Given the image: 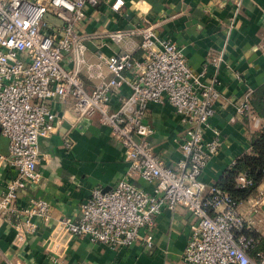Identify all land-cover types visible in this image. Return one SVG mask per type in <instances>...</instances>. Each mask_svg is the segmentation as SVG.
<instances>
[{"label": "built area", "instance_id": "obj_1", "mask_svg": "<svg viewBox=\"0 0 264 264\" xmlns=\"http://www.w3.org/2000/svg\"><path fill=\"white\" fill-rule=\"evenodd\" d=\"M96 2L0 0V128L8 139V152H0V160L16 171L0 196V211L12 209L18 190L27 182L38 181L36 165L42 158L38 136L49 131L56 116L49 101L70 96L78 117L100 113L101 121L121 142L131 170L154 187L146 191L126 177L106 190L94 187L81 203L77 220H60L64 232L87 235L111 248L137 240L149 248L154 216L165 206L182 205L196 222L178 264H264V247L258 248L260 238L246 232L254 229L238 203L216 183L207 185L201 179L221 143L216 128L204 136L219 95L216 78L202 81V73L189 66L181 48L156 35L151 26L100 34L123 47L112 54L98 51L96 60H89L87 40L98 34L78 31L75 24L84 17L85 5ZM122 3L114 0L111 6L117 9ZM48 15L59 22H50ZM135 34L140 36L139 56H134L135 46L125 42ZM82 68L88 79H96L90 89L84 84ZM122 85L128 92L111 110V97ZM163 99L183 125L178 170L155 154L149 141L153 128L144 121L149 105ZM239 110L259 125L260 119L249 114L248 98ZM235 182L244 187L251 179L240 172ZM32 202L15 224L18 237L35 228L33 215L47 214L45 200ZM52 261L66 264L59 258Z\"/></svg>", "mask_w": 264, "mask_h": 264}, {"label": "crops", "instance_id": "obj_2", "mask_svg": "<svg viewBox=\"0 0 264 264\" xmlns=\"http://www.w3.org/2000/svg\"><path fill=\"white\" fill-rule=\"evenodd\" d=\"M113 2L97 0L93 5L86 4L84 17L75 24L78 31L98 34L87 40L89 60H96L98 51L112 54L123 47V43L100 34L151 26L156 35L181 48L189 66L202 73V81L216 78L219 95L204 136L209 137L210 128H216L221 143L201 173L207 185L216 183L250 148L253 124L239 106L264 82V0H123L117 9L111 6ZM125 42L135 46L134 56L141 54L139 35ZM82 77L87 89L96 81L88 79L86 73ZM127 92L128 87L122 85L112 95L111 110L118 107ZM49 104L56 116L49 123V131L38 136L42 154L36 165L39 179L18 190L11 210L0 211V264H52L54 258L66 264H178L191 225L196 222L182 205L165 206L154 216L153 245L149 248L142 240L111 248L87 235H70L60 228L63 217L79 218L80 205L94 187L109 189L123 177L146 191H152L154 183L131 170L121 142L101 121L99 112L78 117L70 96L51 99ZM144 121L153 128L149 141L155 154L178 170L177 162L183 156V125L172 105L166 99L151 103ZM0 152H8V139L1 128ZM15 172L0 160V196ZM34 200L47 202V214L33 215L35 228L18 237L15 224L23 219ZM237 207L264 240V179Z\"/></svg>", "mask_w": 264, "mask_h": 264}, {"label": "trees", "instance_id": "obj_3", "mask_svg": "<svg viewBox=\"0 0 264 264\" xmlns=\"http://www.w3.org/2000/svg\"><path fill=\"white\" fill-rule=\"evenodd\" d=\"M248 105L249 114L260 119L258 127L253 125L251 128L250 148L239 155L216 182V185L228 192L237 203L252 194L264 179V82L252 91ZM243 116L252 124L251 116L246 113ZM240 172H244L251 179L250 184L244 187L236 186L235 178ZM246 232L258 236L260 239L257 247H264V240L255 230Z\"/></svg>", "mask_w": 264, "mask_h": 264}, {"label": "rangeland", "instance_id": "obj_4", "mask_svg": "<svg viewBox=\"0 0 264 264\" xmlns=\"http://www.w3.org/2000/svg\"><path fill=\"white\" fill-rule=\"evenodd\" d=\"M47 19H48L50 22H53V23H58V22H59L58 19H56V18H54L53 16H50V15L47 16ZM82 73H83V74L85 73V69H84V68H82Z\"/></svg>", "mask_w": 264, "mask_h": 264}]
</instances>
